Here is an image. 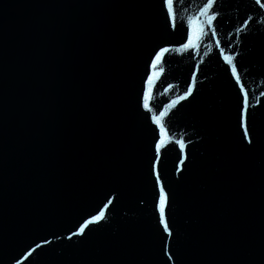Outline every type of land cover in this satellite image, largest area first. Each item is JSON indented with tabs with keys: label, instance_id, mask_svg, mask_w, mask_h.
Masks as SVG:
<instances>
[{
	"label": "water",
	"instance_id": "water-1",
	"mask_svg": "<svg viewBox=\"0 0 264 264\" xmlns=\"http://www.w3.org/2000/svg\"><path fill=\"white\" fill-rule=\"evenodd\" d=\"M0 264H264V0H0Z\"/></svg>",
	"mask_w": 264,
	"mask_h": 264
},
{
	"label": "snow or ice",
	"instance_id": "snow-or-ice-1",
	"mask_svg": "<svg viewBox=\"0 0 264 264\" xmlns=\"http://www.w3.org/2000/svg\"><path fill=\"white\" fill-rule=\"evenodd\" d=\"M208 2L209 3H212V0H208ZM258 2H259V0H258ZM170 3V0H165V5H167V4H169ZM169 18H171V13H169ZM240 119H241V126L243 127L244 126V113H243V110H241V113H240ZM245 139L246 140H248V142H249V144L251 143V141H250V138L246 135L245 136ZM164 193L163 192H161V194H160V204L157 206L158 207V209L163 205V203H164ZM95 219V218H94ZM164 218H163V216L161 217V219H160V223L163 225L164 224Z\"/></svg>",
	"mask_w": 264,
	"mask_h": 264
}]
</instances>
